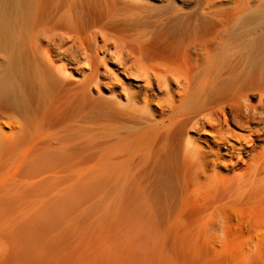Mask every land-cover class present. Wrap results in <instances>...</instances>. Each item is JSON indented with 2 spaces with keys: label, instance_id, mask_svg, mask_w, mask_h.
<instances>
[{
  "label": "bare ground",
  "instance_id": "bare-ground-1",
  "mask_svg": "<svg viewBox=\"0 0 264 264\" xmlns=\"http://www.w3.org/2000/svg\"><path fill=\"white\" fill-rule=\"evenodd\" d=\"M136 1L144 0H0V115L17 116L21 127L34 120L35 133L14 139V150H87L90 131L70 138L58 127L69 113L85 116L96 104L100 117L89 129L101 132V150H117L106 154L105 171H118L115 157L137 173L125 191L123 179L102 178L107 211L129 219L147 212L140 205L151 198L157 210H177L187 258L205 260L227 243L232 219L264 224V0L226 3L233 13L249 11L237 31L219 17L227 7L217 0H195L188 11L191 0H149L147 7ZM145 12L159 18L149 23ZM67 42L68 60L83 57L89 66L74 86L51 59L54 46ZM113 56L144 83L111 103L94 97L92 85L100 62ZM48 93L39 115L34 95ZM49 175L36 171L34 182L22 180L16 189ZM86 186L82 173L46 211H64Z\"/></svg>",
  "mask_w": 264,
  "mask_h": 264
},
{
  "label": "rangeland",
  "instance_id": "rangeland-1",
  "mask_svg": "<svg viewBox=\"0 0 264 264\" xmlns=\"http://www.w3.org/2000/svg\"><path fill=\"white\" fill-rule=\"evenodd\" d=\"M146 1L151 3L149 0L139 2L147 7L149 5H146ZM136 2L134 5L140 4ZM228 2L232 5L231 0H217V5L224 10ZM194 4L195 0H191L184 9H192ZM223 5L225 6L222 7ZM231 5L226 11L220 12L224 13V18L220 14L219 17L224 19L225 26L228 24L232 31H237L246 21L249 11H241L243 14L233 13ZM145 13L148 22L159 18V14L155 12ZM44 45L51 46L47 42ZM67 45L69 46V42L63 43L62 48L59 47L61 51L54 46L52 55L55 56H51V59L57 65V75L62 76L64 81L67 80L69 86H74L88 73L89 66L83 57L69 61L68 53L64 52ZM102 56L101 53L99 57ZM113 57H106L100 62L97 85H92L94 97L99 96L111 103L124 100L123 93L132 85L144 83L141 78L123 71L119 59ZM50 98L49 93L47 96H39V99L34 95L31 107L36 108L40 115L45 102ZM92 106L90 105L94 108L93 112L90 108L85 116L69 113L58 127L60 135L65 133L70 138L77 137L79 132L87 134L90 131L87 150H14V139L18 143L24 138L22 136L30 139V135L35 133L34 120H28V125L23 121L25 126L21 127L17 116H13V120V117L0 115V194L4 190L10 193L7 199L0 196V264H264L263 223L245 224L232 219L224 239L227 243H224L223 248L216 245L217 251L210 250L205 255V260H191L187 258L182 246L183 228L177 210L166 211L165 206L157 210L155 207L158 205L151 198L148 199L149 203L139 204L147 207V212L143 210L141 214L132 215L129 219H123L119 212L107 211L102 178L109 173L110 179H123L120 189L125 191L133 185L137 173L130 170L128 162L115 157L111 163L118 171H105L106 154L117 150H101V132L89 129L95 126L100 117L97 105ZM153 107L155 105L149 109L152 111ZM83 125H86L84 129L81 128ZM233 129L241 131L238 127ZM17 148H22V144ZM178 151L176 153L179 155ZM116 161H120L118 167ZM54 164H58L57 167ZM50 166L53 167L52 171H49ZM36 171L42 176L45 173L50 175L40 185L18 191L17 183L21 184L22 180L34 182ZM82 173L87 178L85 193L74 195L70 206L64 211L47 212L46 208L50 205L56 207L59 204L57 202L61 199L62 190L77 185ZM149 204L152 205L153 212L149 209Z\"/></svg>",
  "mask_w": 264,
  "mask_h": 264
}]
</instances>
